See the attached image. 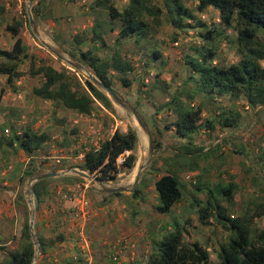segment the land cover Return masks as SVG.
<instances>
[{
    "label": "rangeland",
    "instance_id": "rangeland-1",
    "mask_svg": "<svg viewBox=\"0 0 264 264\" xmlns=\"http://www.w3.org/2000/svg\"><path fill=\"white\" fill-rule=\"evenodd\" d=\"M110 1L119 11L129 4V0ZM150 1L166 11L165 0ZM94 3L95 0H0V4L6 8L5 13H0V49H12L15 38L6 28L15 21H23L25 27L22 37L36 66L47 64L58 70L66 68L86 90L84 81L89 79L86 73L89 69L80 61H73L65 50L71 48L70 43L77 35L92 29L96 17L100 20L108 19L107 10L101 8L92 10ZM185 4L196 10L195 2L189 1ZM37 5L42 14L47 16L45 19L35 20L33 7ZM29 10L37 33L34 32V25L30 23ZM195 17V20L187 21L192 27L185 29L174 27L166 12L158 20L147 17L151 24L148 38L139 45L134 43V39H126L121 47L123 55L133 63L135 70L128 75L132 82L131 87H124L118 76H115L114 88L117 94L140 115L151 136L157 129L162 131L160 140L162 147L158 150L155 148L153 156L150 154L149 135L139 125L132 111L118 105L105 91L102 90L112 101L115 114L97 101L94 108L96 121H92L76 117L75 112L56 108L51 102L33 95V89L41 86L42 79L31 75V58L21 64L22 76L16 80L13 87L6 83V77H0V93L4 91L0 104V139H8L7 133L12 134V127L18 135L32 129L50 136L49 142L32 157L20 149L14 150L3 144L0 147V194L8 195V199H12L10 194L13 193L14 200L11 202L13 201L14 207L9 212L15 215L14 220H11V217L6 218L5 210L0 211L2 213L0 233L7 232L4 242L6 245L0 247V264L7 263L10 253L19 247L26 207L31 219V200L35 212L34 234L37 239L42 237L50 245L45 255L36 249L33 264H113L109 256L110 245L122 235H129L138 242L139 260L144 248L149 247L153 251V239L159 238L165 230H170L174 218L184 223L188 218L191 220V223L186 225L185 243L188 245L200 243L211 253L212 262L218 264L219 249L222 244L228 242L230 233L213 219L206 225L202 224L195 212L199 209L195 200L205 201L209 194L207 190L216 189L221 183L228 184L234 181L240 187L235 201L233 203L224 201L222 204L231 218L244 216L248 211L251 217L257 212L255 204H262L264 207V109L250 108L244 98L230 100L225 96L210 100L203 94H193V84L189 82L190 72L186 65L187 57L195 55L196 47L207 46L202 38L205 29L198 27V21L205 23L209 30L216 29L224 33L223 37L215 41L219 46L216 63L221 66L237 63L241 58L238 45L234 42L238 35V26L234 23L232 28H226L221 22L219 11L214 8H209L203 13L195 11ZM115 32L106 38L111 49H116L119 35ZM258 38L264 43V32L259 31ZM153 49H157L162 58L152 60L150 54ZM109 51L104 49L99 54L108 57ZM54 52L86 69L75 68L66 60L58 58ZM262 64L264 65V62ZM191 95H194V99L190 98ZM174 96L180 97L185 108H197L202 104L204 123L210 119L217 120L219 112L229 110L234 107L233 105H236L242 115L241 122L235 130H223L217 125L214 132L203 128L190 138H180L174 128L166 129L177 118L176 114L168 109V104ZM113 118L116 119L119 130L127 131L130 127L136 130L137 162L131 171L122 169L116 181L99 185L94 183V176L91 175L89 178L71 170L84 172L81 170L83 160L78 156L81 148L85 143L90 144L91 139L93 141H97L98 138L106 139L107 132L114 123ZM92 125L99 129V136L89 137ZM75 130L78 132H74ZM190 141L196 147L204 148V158H197V162L204 173L207 186L203 192H197L194 185L199 181L197 176L200 171L191 173L187 166L178 167L177 171L187 188L183 199L174 207L172 214L161 215L156 210L158 196L155 182L167 171L162 159L173 157L177 153L176 148ZM218 146L220 149L213 154ZM55 156L63 158L60 163L56 162ZM29 171L36 174L30 177L26 174ZM44 173H65L61 177L79 176L81 180L74 185H66L58 180L52 181L51 195L37 211L35 195L31 192L33 184L30 186L29 182L33 177ZM188 174L193 175L192 180H186ZM21 177L24 178L23 182L20 181ZM144 179L146 188L143 195L133 198L132 195ZM103 187L126 188L129 191L120 192L123 193L121 196L113 197L103 193ZM82 191L86 192L90 203V215L85 222L75 221L71 217L72 195ZM251 201L253 204L249 205ZM193 203L195 205L192 207ZM52 207H55L52 209L53 216L60 213L62 224L58 226L54 219L50 221V227L45 235H40L36 227L37 214L47 211V215L50 216L49 211ZM251 222L257 229L264 230V210L261 216ZM72 224L73 232L67 230ZM64 226H67V229H62ZM80 232H83L84 237ZM71 234L73 240L69 243L76 247L69 258H62L61 256L67 255V251L64 246H60L64 240L59 239ZM83 247H89V251ZM56 258L59 259L58 262H54Z\"/></svg>",
    "mask_w": 264,
    "mask_h": 264
},
{
    "label": "trees",
    "instance_id": "trees-1",
    "mask_svg": "<svg viewBox=\"0 0 264 264\" xmlns=\"http://www.w3.org/2000/svg\"><path fill=\"white\" fill-rule=\"evenodd\" d=\"M189 1L197 4L196 12L203 13L209 8L218 10L221 22L226 28H232L234 23L237 24L238 35L234 42L238 45L241 55L240 60L230 66H221L216 63L219 46L215 41L223 37L224 33L216 29L209 30L205 23L198 21V27L205 29L202 38L207 46L196 47L195 55H190L186 59L190 72L189 82L193 84V94H203L210 100L225 96L230 100L244 98L250 108L264 109V65L262 64L264 43L258 38V32H264V0H165L166 11L152 4L150 0H129V4L122 11H119L110 0H95L92 10L99 8L107 10L108 19L100 20L96 17L92 29L77 35L70 43L71 48L66 49L65 52L73 61H80L106 86L115 90L114 78L118 76L124 87H131L132 82L128 75L135 68L122 53L121 47L124 45V40L134 39L136 45L141 44L148 38L151 30L147 17L158 20L165 12L174 27L191 28L192 25H188L187 21L195 20L196 17L195 11L185 4ZM38 5L33 7L36 21L47 17L42 14ZM5 11V6L0 4V13L3 14ZM24 27L23 21H15L14 24L7 26L6 30L15 38V43L11 50L0 49L2 60L0 77H6V83L12 87L22 76L21 64L24 60L31 58L22 37ZM116 30L119 33L116 49H111L106 38ZM104 49L110 50L108 57H102L99 54ZM150 55L152 60L162 58L157 49H153ZM31 59V75L42 79L41 86L33 89L35 97L51 102L56 108L60 107L79 115H91L94 113L95 103L100 101L106 109L115 114L113 103L108 95L90 79H85L86 90H84L82 84L68 69L58 70L47 64L36 66L33 58ZM3 92L0 93V104ZM190 98L194 99V95ZM233 106L229 110L222 109L217 120L210 119L204 123L202 104L197 108H185L180 97L174 96L168 104V109L172 110L177 118L166 129L174 128L176 135L180 138H190L203 128L214 132L217 125L223 130H235L241 122L242 115L236 105ZM7 134L8 139H0V147L3 144L14 150H23L29 157H32L50 140L48 134L32 129L18 135L12 127V134L10 135L9 132ZM161 136L160 129L152 134L156 150L162 147ZM139 137L141 138V135ZM137 144L138 135L133 128L130 127L125 132L116 131L111 138L102 141L99 148L90 147L84 155L81 170L101 182H114L122 169L131 171L135 168ZM220 146L212 153H217ZM176 151L173 157L162 159L167 171L155 182L158 196L156 210L161 215L172 214L174 207L183 199L187 188L177 171L178 167L187 166L191 173L200 171L197 176L199 181L194 185L197 192H203L207 186L204 173L197 162V158H204V148L196 147L190 141L180 145ZM123 154H125V161L119 167L117 160ZM26 174L32 177L36 172L29 171ZM80 178L64 176L34 183L36 210L39 211L45 199L51 195L52 181L58 180L66 185H74L80 182ZM20 181L23 182L24 178L21 177ZM145 188L146 180L144 179L132 195L133 198L141 197ZM239 189V185L234 181L228 184L221 183L216 189L210 188L207 190L209 194L205 201L195 200V204L199 207L195 212L202 224L206 225L213 219L230 233L228 242L222 244L219 249L218 264H264V230L257 229L251 222L263 214V205L255 204L257 212H254L251 217L248 211L244 216L236 218H231L228 210L222 205L224 201L233 203ZM122 194L118 192L110 196L119 197ZM195 204L193 203L192 207ZM251 204L253 201L249 202V205ZM189 223H191L189 218L185 223L174 218L170 230H165L159 238L153 239V251L144 264H214L211 253L200 243L196 242L193 245L185 243L186 225ZM38 239L41 252L45 255L50 245L42 237ZM63 240L64 237H60L59 241ZM35 255L36 249L30 232V214L26 207L19 247L10 253V259L5 264H33Z\"/></svg>",
    "mask_w": 264,
    "mask_h": 264
},
{
    "label": "built area",
    "instance_id": "built-area-1",
    "mask_svg": "<svg viewBox=\"0 0 264 264\" xmlns=\"http://www.w3.org/2000/svg\"><path fill=\"white\" fill-rule=\"evenodd\" d=\"M80 118L96 121L95 120L96 114L94 112L91 115H80ZM113 120H114L113 121L114 123L110 126L109 131L107 132L106 139L111 138L116 133V131L125 132V131L119 130L116 119L113 118ZM99 134H100L99 129L95 125H92L90 127L89 137L93 138L95 136H99ZM101 140H102L101 138H98L97 141H93L91 139L90 144L85 143L84 146L81 148L79 158L83 160L85 153L90 150L91 146L95 148H99L101 144ZM54 159L56 160L57 163H60L61 159L63 158L59 156H55ZM124 161H125V154L121 155L118 158L117 165L121 167L124 164ZM83 173L86 174V177H89V178L92 177L91 175L89 176L87 172H83ZM192 178H193V175L191 174H188L186 176V180H192ZM93 181L94 183H98L99 185H104L103 183H110V182H101L97 180L96 177H93ZM72 196H73L72 197L73 211L71 213V217L75 221L85 222L87 217L90 215V212H89L90 203L86 197V192L85 191L76 192ZM80 235L84 237L83 232H80ZM138 252H139L138 242L129 235L119 236L117 239L112 241L110 245V257L114 264H138V263L144 264L147 261L149 255L151 254V250L149 247L144 248L143 253L139 260H138Z\"/></svg>",
    "mask_w": 264,
    "mask_h": 264
},
{
    "label": "water",
    "instance_id": "water-1",
    "mask_svg": "<svg viewBox=\"0 0 264 264\" xmlns=\"http://www.w3.org/2000/svg\"><path fill=\"white\" fill-rule=\"evenodd\" d=\"M28 16L30 19V23L32 25H34V32L37 33V27L35 25V22L33 20L32 14L30 12V10L28 11ZM58 58L66 60L70 65L74 66L77 69H86L84 66L82 65H77L75 63H73L72 61L64 58L61 54L54 52ZM86 73L89 75V79L96 85L98 86L101 90L105 91L112 99L114 102H116L118 105H120L121 107L125 108V109H129L130 111H132L133 115L135 116L137 122L139 123V125L142 127V129H144L148 135H149V144H150V154L153 156L154 152H155V144H154V140L150 134V131L147 128L146 123L142 120V118L140 117V115L134 111L131 106L126 103L118 94L117 92L112 89L111 87L106 86L104 83H102L96 76H94L91 72H89L88 70H86ZM142 170V168L140 169V171ZM72 172L77 173L78 175H83L86 176L85 173L82 172H78L76 170H71ZM65 173H44L42 175H37L35 177H33L30 182L29 185L32 186V184L41 181V180H45V179H49V178H59L61 176H63ZM138 179L136 181L135 187L137 185ZM129 191L126 188H109V187H103L102 188V192L106 193V194H112V193H118V192H126ZM31 192L34 194V190L33 187H31ZM33 206V200L30 201V208H31V219H30V232H31V236L35 245V249H37L39 252H41V245L36 237V235L34 234V226H35V212L32 209Z\"/></svg>",
    "mask_w": 264,
    "mask_h": 264
},
{
    "label": "crops",
    "instance_id": "crops-1",
    "mask_svg": "<svg viewBox=\"0 0 264 264\" xmlns=\"http://www.w3.org/2000/svg\"><path fill=\"white\" fill-rule=\"evenodd\" d=\"M94 25V22L92 23V26ZM115 33H117V35H119V33L118 32H115ZM75 115H76V117H78V116H80L79 114H76V113H74ZM102 139V138H101ZM102 141H104V139H102L101 140V142ZM10 198H12V199H8L9 197H8V195H2V194H0V211H6V213H7V216H6V218H10L11 217V220H14V217H15V215L13 214V213H10L9 212V210H11L12 209V207H14V204H13V201L11 202V200H14V198H13V193H11L10 194ZM6 201H8V202H6ZM53 208H55V207H52L51 208V211H49L50 212V216H48L47 214H48V212L47 211H42V213L41 214H37V219H36V227H37V231H38V233H40V235H45V233H46V231L48 230V228L50 227V221H52V220H56V222H57V224H58V226H59V224L61 223L62 224V218H61V215H60V213H59V215L58 216H53ZM60 208V207H59ZM58 208V209H59ZM57 209V210H58ZM73 210V209H72ZM64 211V210H63ZM10 214V215H9ZM2 215V213L0 212V216ZM16 219V221H17V217L15 218ZM69 228L67 229V226L65 227L64 226V228H62V229H64L65 230V228L67 229V230H69V231H72V230H74V225L72 224V226H68ZM73 232V231H72ZM16 234H17V231H16ZM66 234H70V233H66ZM5 236H7V232L6 233H0V247L1 246H5L6 244L4 243L6 240H5ZM66 237V236H65ZM70 240L72 241L73 240V237H72V234L71 235H68L66 238H64V241L62 242V244L60 245V246H64L65 248H66V251H67V255H64V256H61L62 258H69V256L72 254V250H73V248H75L76 246L75 245H73L72 243H69L70 242ZM4 244V245H3ZM70 244V245H69ZM72 244V245H71ZM80 245H78V247H79ZM83 249H87V251H89V247L88 248H85V247H83ZM65 251V250H64ZM62 255V254H61ZM109 256H110V251H109ZM60 260H61V258H60ZM110 260H111V257H110ZM59 261V259L58 258H56L55 260H54V262H58ZM111 262H112V260H111ZM113 263V262H112ZM114 264V263H113ZM139 264V263H138Z\"/></svg>",
    "mask_w": 264,
    "mask_h": 264
}]
</instances>
